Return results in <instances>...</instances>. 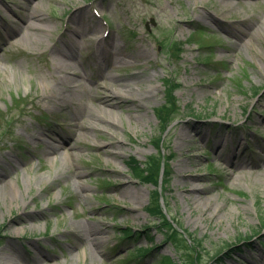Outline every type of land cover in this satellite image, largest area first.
<instances>
[{
  "label": "rangeland",
  "instance_id": "rangeland-1",
  "mask_svg": "<svg viewBox=\"0 0 264 264\" xmlns=\"http://www.w3.org/2000/svg\"><path fill=\"white\" fill-rule=\"evenodd\" d=\"M189 256L264 264V0H0V264Z\"/></svg>",
  "mask_w": 264,
  "mask_h": 264
},
{
  "label": "trees",
  "instance_id": "trees-1",
  "mask_svg": "<svg viewBox=\"0 0 264 264\" xmlns=\"http://www.w3.org/2000/svg\"><path fill=\"white\" fill-rule=\"evenodd\" d=\"M154 165H155V163H154L153 160L145 161L143 163H141L140 161L137 160L135 165L131 166L130 169H131L133 174H135L136 176H139L141 179L153 180L154 175H156L154 173ZM148 211L150 213H153V214L161 215V216L157 217V219H159V221L157 222V226L158 227L165 226V225L166 226H170L171 225L172 222L167 217V214L163 211L162 207L158 208L157 206H150V207H148ZM165 228H166V231H168V228L167 227H165ZM173 231H174V238L177 239L176 234L178 232L176 230H173ZM121 236H122L123 239H126V238L132 239V238H134L135 235L133 234V232H130L128 229H124L122 231ZM171 237H172V233L167 232L165 238L166 239H170ZM201 242H203L202 239H199V241L194 239V241H193V243H196L198 246L202 245ZM226 246H224L225 248L222 247V246L219 247L218 250H217V255L216 256H218L223 250H224V252H223L224 255L226 254V252H228V254H231L230 252H233V251L236 250L235 246L233 247L232 245H229V246H227L228 249L226 248ZM151 250L152 249L148 250V249H145L142 246H137L136 245L135 247L129 249L128 257H129V259H134V260H137V261H141V259H143V257H146V256L150 255ZM196 256H199V255H196ZM220 259H222V257ZM189 261H190V264H194L193 258L190 257V256H189ZM217 264H220V261L217 260Z\"/></svg>",
  "mask_w": 264,
  "mask_h": 264
},
{
  "label": "bare ground",
  "instance_id": "bare-ground-1",
  "mask_svg": "<svg viewBox=\"0 0 264 264\" xmlns=\"http://www.w3.org/2000/svg\"><path fill=\"white\" fill-rule=\"evenodd\" d=\"M24 21H26V19H24ZM255 23V22H254ZM254 25H256V23L254 24ZM23 26V24H19V28L20 27H22ZM39 27H40V25L39 24H36V26H35V29H39ZM97 27H99V24H96V26H95V28L97 29ZM248 33H253V29H252V25L249 23L248 24V29L246 30V35L248 34ZM245 34L244 35H242L241 37L243 38L244 36H245ZM100 40H102V39H100ZM76 43H79V41H77V39L76 38H73V39H71L70 41H69V44H71V45H76ZM75 48L76 47H73L72 49H70V53L72 54L74 51H75ZM116 60L118 61H121V59L119 58V57H117L116 58ZM62 81H64V80H62ZM63 83H65V85L67 86V89H70L71 88V86H68V85H70L69 84V82L68 81H64ZM117 92V91H116ZM118 92L119 93H122V94H126L127 92H128V90H127V92H123L122 90H118ZM61 96H63V94L62 93H60L59 95H58V97H61ZM106 101V100H105ZM185 132V131H184ZM185 139H186V141L188 142V145H189V148L190 149H194L195 148V146H196V142L193 140V138H189V135H185ZM230 140V138H229V136H226L225 134H222V136H219V138H218V141L217 142H215V145H214V147L215 146H217V145H219L218 147H216V149H218L221 145H224L225 143H227V141H229ZM60 146L59 145H57V146H53L52 148H51V152H53V151H55L56 149H58ZM239 161H241L240 159L238 160V162L237 163H235L233 160H232V157H229V159H228V162H229V165L230 166H233V167H240V166H243L244 165V163L242 164V162L240 163ZM236 164H239V165H236ZM228 175H230V174H228ZM199 179H203V178H198V180ZM195 180H197L196 178H194V179H192V181H195ZM207 188V186H201V185H199V184H197V183H195L194 185H193V191H196L197 193H202V192H204V191H206L205 189ZM5 191L6 192H10V190H8L7 189V186L5 187ZM87 240L88 239H93L94 241H97L98 240V235L97 234H95L94 232H93V230H91V229H87V232H86V235L84 236ZM13 252H15L16 254H18L19 255V257H22L23 255H22V253L17 249V248H15V250H13ZM34 256L37 258V262H40V263H42V262H44V260H41V258H40V254L39 253H35L34 254ZM38 258H40V259H38ZM10 264H20V262H19V260H10Z\"/></svg>",
  "mask_w": 264,
  "mask_h": 264
}]
</instances>
